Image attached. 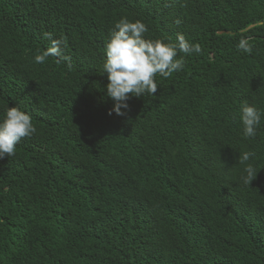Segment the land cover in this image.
Instances as JSON below:
<instances>
[{"label": "trees", "instance_id": "trees-1", "mask_svg": "<svg viewBox=\"0 0 264 264\" xmlns=\"http://www.w3.org/2000/svg\"><path fill=\"white\" fill-rule=\"evenodd\" d=\"M125 16L201 52L109 115ZM45 32L62 55L36 63ZM245 103L264 110V0H0V118L37 129L0 159V264H264V117L245 139Z\"/></svg>", "mask_w": 264, "mask_h": 264}, {"label": "clouds", "instance_id": "clouds-1", "mask_svg": "<svg viewBox=\"0 0 264 264\" xmlns=\"http://www.w3.org/2000/svg\"><path fill=\"white\" fill-rule=\"evenodd\" d=\"M177 25L180 23L176 21ZM149 31L141 20L131 21L126 16L121 17L110 32L105 45L106 59L103 72L107 73L108 83L106 95L113 101L109 115L115 112L118 116L126 115L129 109L127 103L131 97L140 98L145 94L155 95L158 90L156 76L170 77L175 72L183 70L185 57L199 54L201 47L178 33L175 41L163 38L146 39L144 34ZM44 37L51 41L50 46L34 57L36 63H44L48 57L62 55L64 38H53L51 32H45ZM237 49L251 54L252 45L247 39L241 38ZM183 53V56L179 54ZM264 110L255 105L243 104L239 110V120L243 125V137L253 139L261 126ZM37 131L29 113L17 106L7 107L0 118V159L12 156L22 138L31 137ZM255 154L244 152L241 163L249 161ZM242 176L245 185H250L257 173L254 166L248 164Z\"/></svg>", "mask_w": 264, "mask_h": 264}]
</instances>
